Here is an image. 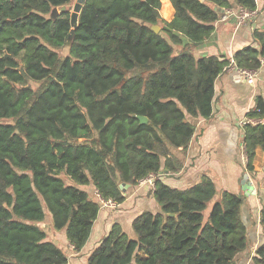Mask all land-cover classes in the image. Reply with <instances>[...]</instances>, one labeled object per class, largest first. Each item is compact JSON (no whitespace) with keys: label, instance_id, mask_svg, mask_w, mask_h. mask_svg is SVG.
Masks as SVG:
<instances>
[{"label":"trees","instance_id":"trees-1","mask_svg":"<svg viewBox=\"0 0 264 264\" xmlns=\"http://www.w3.org/2000/svg\"><path fill=\"white\" fill-rule=\"evenodd\" d=\"M73 1L0 0V264H68L53 235L65 230L77 253L86 246L100 201L85 188L121 203L120 183L150 173L160 211L136 217L133 236L114 225L88 264H235L251 242L242 197L219 198L209 177L182 190L158 176L176 163L173 148L191 142L190 118L211 117L215 81L231 62L197 56L196 46L220 8L256 1L170 0L166 20L162 0H82L77 21ZM254 37L259 47L236 51L237 66L260 68L264 31ZM249 116L264 118L262 99ZM244 128L253 171L264 124ZM260 221L264 230V204ZM251 263L264 264V242Z\"/></svg>","mask_w":264,"mask_h":264},{"label":"crops","instance_id":"crops-1","mask_svg":"<svg viewBox=\"0 0 264 264\" xmlns=\"http://www.w3.org/2000/svg\"><path fill=\"white\" fill-rule=\"evenodd\" d=\"M171 7L172 19L175 15L172 3ZM238 9L239 7L220 8V12L221 15L228 10L237 13ZM257 10L256 16L242 23H239L238 17L233 13L226 20H217L211 37L196 46V55H217L232 59L236 51L246 46L259 47L254 30L264 31V0L257 3ZM182 40L184 44L189 43L187 37L182 36ZM259 99L264 101V64L255 70L254 83H249L247 77L235 67L224 70L215 81L211 117L190 118L195 124L191 142L182 151L179 147L173 148L176 163L169 164L171 170L164 169L158 176L166 184L182 190L209 177L219 190V198L225 190L242 197V218L251 242L249 248L237 257L235 264H249L252 258L246 261L244 254L250 250L256 253L264 242V230L260 221V211L264 204V148L257 147L254 170L250 171L245 152V128L240 125V120L249 116ZM120 188L125 200L121 203L107 202L104 205L100 202L98 217L81 252H75L73 245L69 244L65 230L54 232L53 236L59 244L67 248L68 264H88L92 251L114 225H121L126 233L133 236L132 225L136 217L145 211H160L161 206L154 196V186L121 182ZM85 189L92 198L95 195L94 198L99 199L93 184Z\"/></svg>","mask_w":264,"mask_h":264},{"label":"built area","instance_id":"built-area-1","mask_svg":"<svg viewBox=\"0 0 264 264\" xmlns=\"http://www.w3.org/2000/svg\"><path fill=\"white\" fill-rule=\"evenodd\" d=\"M256 3H259L260 0H255ZM233 13V10H228L226 13L222 14L220 16L221 20H226L228 19L229 16H231ZM258 13L257 8L254 10H249L243 7H239L238 12H234L233 14L236 15L238 17L239 23L244 22V20H247L249 18H252L254 16H256V14ZM264 64V56L261 59V65ZM231 67H235L238 69V71L247 77V81L249 83H254V77H255V70L252 69H247L244 67H239L237 66V64L235 63L234 58L231 59V62L228 66H226L224 68V70H227ZM247 124H251V125H258V124H264V118L263 117H257V116H246L245 118L240 120V125L241 126H245ZM179 150H183V147H179ZM157 178V174L155 173H150L147 177L139 180L140 184H150L152 186L155 187V181ZM98 197H99V201L101 202L102 205L104 204H108L107 202H112V203H116L113 200H105L99 193H98Z\"/></svg>","mask_w":264,"mask_h":264},{"label":"rangeland","instance_id":"rangeland-1","mask_svg":"<svg viewBox=\"0 0 264 264\" xmlns=\"http://www.w3.org/2000/svg\"><path fill=\"white\" fill-rule=\"evenodd\" d=\"M81 1L82 0H75V1H73V3L72 4H70V5H68V10H69V12H70V15L72 16V19H73V21H77V18H78V15H79V12H80V8H81ZM162 8H163V0H162ZM162 8H161V14H162V16H163V18L164 19H166V20H169V19H171V17L170 18H167L165 15H164V13H163V11H162ZM60 53H61V55H67L68 53H69V46L67 45V47H65L64 49H61L60 50ZM32 83V85L36 88V87H38V83H36V82H31ZM255 253V251L254 250H250V251H248L247 253H245L244 255V260H246V261H248L250 258H252ZM252 264V263H251Z\"/></svg>","mask_w":264,"mask_h":264},{"label":"water","instance_id":"water-1","mask_svg":"<svg viewBox=\"0 0 264 264\" xmlns=\"http://www.w3.org/2000/svg\"><path fill=\"white\" fill-rule=\"evenodd\" d=\"M200 1H204V0H200ZM65 7H62V10H64ZM152 29H154L156 32H160L161 30V26L159 25H153ZM139 119L141 120V123H147L149 121V119L146 116H138ZM124 184H122L123 187ZM248 187V186H247ZM250 189H252V187H250Z\"/></svg>","mask_w":264,"mask_h":264},{"label":"clouds","instance_id":"clouds-1","mask_svg":"<svg viewBox=\"0 0 264 264\" xmlns=\"http://www.w3.org/2000/svg\"><path fill=\"white\" fill-rule=\"evenodd\" d=\"M98 192V191H97ZM99 193V192H98Z\"/></svg>","mask_w":264,"mask_h":264}]
</instances>
